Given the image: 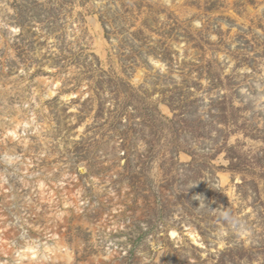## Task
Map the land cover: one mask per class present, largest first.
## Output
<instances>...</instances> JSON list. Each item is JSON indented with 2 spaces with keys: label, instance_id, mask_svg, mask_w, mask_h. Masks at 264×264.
Wrapping results in <instances>:
<instances>
[{
  "label": "rangeland",
  "instance_id": "374dc122",
  "mask_svg": "<svg viewBox=\"0 0 264 264\" xmlns=\"http://www.w3.org/2000/svg\"><path fill=\"white\" fill-rule=\"evenodd\" d=\"M0 264H264V0H0Z\"/></svg>",
  "mask_w": 264,
  "mask_h": 264
},
{
  "label": "clouds",
  "instance_id": "9594fccd",
  "mask_svg": "<svg viewBox=\"0 0 264 264\" xmlns=\"http://www.w3.org/2000/svg\"><path fill=\"white\" fill-rule=\"evenodd\" d=\"M220 218L223 221H226L228 226L234 230L238 228H243L242 222L238 218L232 216L230 209L222 211L220 213Z\"/></svg>",
  "mask_w": 264,
  "mask_h": 264
},
{
  "label": "bare ground",
  "instance_id": "6f19581e",
  "mask_svg": "<svg viewBox=\"0 0 264 264\" xmlns=\"http://www.w3.org/2000/svg\"><path fill=\"white\" fill-rule=\"evenodd\" d=\"M194 235H195V234H194ZM194 235L192 234V232H190V236L193 237V239H194Z\"/></svg>",
  "mask_w": 264,
  "mask_h": 264
}]
</instances>
